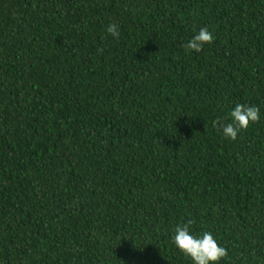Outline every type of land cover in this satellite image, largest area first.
Returning <instances> with one entry per match:
<instances>
[{
	"label": "trees",
	"instance_id": "1",
	"mask_svg": "<svg viewBox=\"0 0 264 264\" xmlns=\"http://www.w3.org/2000/svg\"><path fill=\"white\" fill-rule=\"evenodd\" d=\"M185 223L264 264V0H0V264H192Z\"/></svg>",
	"mask_w": 264,
	"mask_h": 264
},
{
	"label": "clouds",
	"instance_id": "2",
	"mask_svg": "<svg viewBox=\"0 0 264 264\" xmlns=\"http://www.w3.org/2000/svg\"><path fill=\"white\" fill-rule=\"evenodd\" d=\"M107 34L113 39L120 36L119 26L109 23ZM214 37L206 27H201L184 45L186 53H200L205 45H211ZM229 123H218V130L222 129L224 139L236 141L238 134L247 130L250 124L257 123L261 118L260 107L255 105L236 104L230 111ZM171 238L174 247L188 258L192 264H221L228 256L227 250L218 245L216 238L210 231L199 234L193 232L190 223L178 224L174 228Z\"/></svg>",
	"mask_w": 264,
	"mask_h": 264
}]
</instances>
